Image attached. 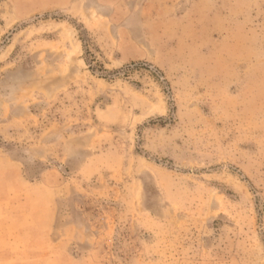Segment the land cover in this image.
I'll return each instance as SVG.
<instances>
[{"label":"rangeland","instance_id":"374dc122","mask_svg":"<svg viewBox=\"0 0 264 264\" xmlns=\"http://www.w3.org/2000/svg\"><path fill=\"white\" fill-rule=\"evenodd\" d=\"M0 0V264H264V0Z\"/></svg>","mask_w":264,"mask_h":264},{"label":"crops","instance_id":"0c3cea01","mask_svg":"<svg viewBox=\"0 0 264 264\" xmlns=\"http://www.w3.org/2000/svg\"><path fill=\"white\" fill-rule=\"evenodd\" d=\"M84 0H69V5L71 7H76L80 6L83 3ZM58 3V0H30L29 2H26L24 4L26 10H30V6H36V10H43V9H48V8H55V5Z\"/></svg>","mask_w":264,"mask_h":264}]
</instances>
